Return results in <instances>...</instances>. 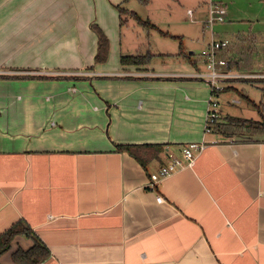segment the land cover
<instances>
[{"label": "crops", "instance_id": "0c3cea01", "mask_svg": "<svg viewBox=\"0 0 264 264\" xmlns=\"http://www.w3.org/2000/svg\"><path fill=\"white\" fill-rule=\"evenodd\" d=\"M132 1L0 0V234L25 221L49 250L40 264H264V135L204 133L210 90L174 57L181 41L174 54L145 52L159 64H120L132 55L116 7L141 19ZM196 1L171 0L185 10L172 23L196 18L206 48L227 41L228 57L250 66L232 71L264 75V0H215L225 17L212 26L209 0ZM91 26L109 42L103 64ZM80 72L87 77L72 75ZM236 83L264 79L224 84L218 123L260 121L264 87L252 99ZM200 141L190 166L147 187L150 174ZM118 145L158 146L157 156L143 167ZM31 246L15 237L0 264H16L13 254Z\"/></svg>", "mask_w": 264, "mask_h": 264}, {"label": "trees", "instance_id": "16d2710c", "mask_svg": "<svg viewBox=\"0 0 264 264\" xmlns=\"http://www.w3.org/2000/svg\"><path fill=\"white\" fill-rule=\"evenodd\" d=\"M138 4L141 6H146L150 3V0H136ZM119 16L124 18L133 19L138 25L143 28L151 29L154 31H159L155 26L151 25L147 21H142L136 14L129 12L128 10L122 8L121 6H117ZM122 20V19H121ZM91 30L97 36V52L94 57V61L97 64H103L106 62L109 51V42L106 36L96 27L91 26ZM161 33V32H160ZM164 36H168L167 33L163 34ZM176 39L174 37H171ZM234 50V46L227 45L226 48L217 52V55L220 58L228 60V70L236 69H245L250 68L246 59L235 61L228 57V55L232 54ZM249 51V49H248ZM155 56H152L150 53H146L144 55H132V56H123L120 58L121 65H129V66H145L151 63L152 59ZM163 58L164 56H159ZM174 57L178 58L181 61H184L186 64L191 65L195 70L201 71L198 65L201 60H195L191 55L186 54L182 48L180 47V51ZM229 58V59H228ZM4 78V77H2ZM46 79V78H45ZM52 79V78H47ZM223 92V91H222ZM260 109L261 120L258 122L246 121L240 119H230L224 123L219 124L218 122L212 129V132H216L222 137H232L235 135H247L252 137L254 135H264V104L261 103L258 107ZM243 132V133H241ZM241 133V134H239ZM158 146H149V145H118L116 146L117 152L127 153L133 159L138 161L143 167H145L146 163L150 160H153L157 155L158 151L156 148ZM153 149V150H152ZM152 150V151H150ZM15 237H23L25 239H29L32 242V246L26 250H17L12 259L16 264H40L45 261L49 256V250L47 247L41 242V240L36 236V234L32 231L29 225L23 221L19 220L10 226L7 230H5L2 234H0V257L4 255L10 249V244Z\"/></svg>", "mask_w": 264, "mask_h": 264}, {"label": "rangeland", "instance_id": "374dc122", "mask_svg": "<svg viewBox=\"0 0 264 264\" xmlns=\"http://www.w3.org/2000/svg\"><path fill=\"white\" fill-rule=\"evenodd\" d=\"M199 2L200 1L197 2L194 0L195 4L193 3V7H198L196 5ZM129 8L134 9V11L141 17L142 21H146V19L149 17L150 19L159 23L160 27L158 28L159 31H154L143 28L131 18H126L128 23L122 27V43L123 48L131 51V55L136 53V51H141V53L144 54H146V51H149L151 54L155 55L158 53L174 54L178 52V42L181 41L184 45L185 53L189 54V52H192L194 55H192L193 59L197 60L199 59L201 51L206 48L205 45L208 44V33L202 31V26L195 22L196 18H193L194 20L191 23L188 17H185L184 15L185 19H187V24L179 23L178 25H174L172 23L175 17L182 19V12L185 13V10L181 12L179 8L176 9L175 5L171 3V0H152L147 6H141L135 0L131 2ZM160 32L163 34L167 33L168 36H164ZM171 36L178 37V40L171 39ZM152 63L159 64L160 62L158 60H153ZM235 87L240 92L245 90L244 92L248 93L250 98L255 99V97L257 98V96H260V89L264 87V85H261L260 83L252 85L236 83ZM241 103L244 106L246 105L245 101H241ZM247 106L248 104L246 107ZM238 108L240 107L235 106L232 110ZM248 108L250 109L247 110L252 112L251 117H255V119H257L252 108L250 106H248Z\"/></svg>", "mask_w": 264, "mask_h": 264}, {"label": "built area", "instance_id": "2783aa9c", "mask_svg": "<svg viewBox=\"0 0 264 264\" xmlns=\"http://www.w3.org/2000/svg\"><path fill=\"white\" fill-rule=\"evenodd\" d=\"M189 17L192 11H188ZM225 8L223 5L215 0H209L208 4V25L212 26L215 23L224 21ZM228 45L227 41H211L210 45L200 54L201 71H195L190 78L204 83L210 90V97L207 102V111L205 116L204 133L209 134L212 132L213 127L218 122V103L214 99L215 96L222 91L224 84L232 81L243 80H257L264 79V75L260 74H240L232 70H228V61L220 58L217 52L223 50ZM61 74H58L60 76ZM75 77H87V73L72 74ZM146 76H152L150 74ZM236 103L235 101H233ZM205 142H190L181 149V157H175L170 160L166 165H163L155 173L149 175L147 179V187L150 189L155 188L161 180L170 176L177 170L181 169L184 164L190 166L195 156L205 148ZM158 203L163 202L161 197L156 198Z\"/></svg>", "mask_w": 264, "mask_h": 264}]
</instances>
